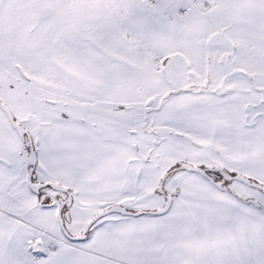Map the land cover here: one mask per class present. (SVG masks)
I'll list each match as a JSON object with an SVG mask.
<instances>
[{
	"label": "snow or ice",
	"instance_id": "1",
	"mask_svg": "<svg viewBox=\"0 0 264 264\" xmlns=\"http://www.w3.org/2000/svg\"><path fill=\"white\" fill-rule=\"evenodd\" d=\"M0 264H264V0H0Z\"/></svg>",
	"mask_w": 264,
	"mask_h": 264
}]
</instances>
